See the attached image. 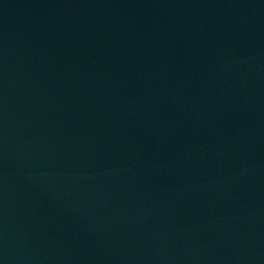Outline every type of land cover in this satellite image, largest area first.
<instances>
[{"label":"water","instance_id":"95a60500","mask_svg":"<svg viewBox=\"0 0 264 264\" xmlns=\"http://www.w3.org/2000/svg\"><path fill=\"white\" fill-rule=\"evenodd\" d=\"M0 264H264V0H0Z\"/></svg>","mask_w":264,"mask_h":264}]
</instances>
